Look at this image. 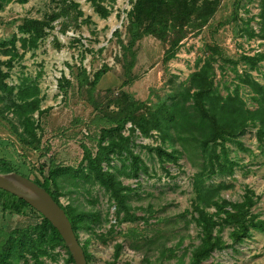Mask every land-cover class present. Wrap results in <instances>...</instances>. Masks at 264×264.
I'll return each instance as SVG.
<instances>
[{
  "label": "rangeland",
  "instance_id": "374dc122",
  "mask_svg": "<svg viewBox=\"0 0 264 264\" xmlns=\"http://www.w3.org/2000/svg\"><path fill=\"white\" fill-rule=\"evenodd\" d=\"M134 1L0 0V71L7 74L2 83L11 89L12 95L22 88L36 86L37 105L43 111L40 116L36 111L30 115L35 138L27 140L38 143L37 150L21 143L13 132L15 127L18 131L22 129L18 118L10 111L0 113V158L16 173L40 178L38 166L49 159L62 169H78L86 164L82 146L95 152L97 143L106 145L109 141L99 134L106 126L97 118L89 95L77 87L78 68H84L91 77L106 66L93 93L96 100L104 101L125 91L133 99L150 104L166 98L172 84L185 81L210 53L208 48L214 46L223 54V57L214 54L217 58L213 64L214 85L222 95L237 88L246 106L254 108L253 92L241 80L247 74L264 84V58L255 62L245 59L264 54V41L252 35L259 28L260 0H220L207 24L201 29H187L178 47L173 48L174 56L167 61L164 60L167 41L149 34L126 49L127 14ZM44 18L51 20V29L45 28V38L38 41L36 48H29L28 44L22 47L20 38L28 36L18 31L19 26L28 20ZM131 54L135 57L129 70L132 79L125 84ZM62 78L69 81L64 94L58 89V80ZM6 95L0 90L3 102L7 101ZM129 127L126 124L121 131L124 136L128 135ZM158 143L154 132L143 137L135 131L129 145L143 164L135 172L128 157L110 155L109 170L116 172L129 188V215L135 220L119 221L122 214L116 219V207L98 184L74 180L67 171L58 176L62 205L71 202L81 210H99L100 218L107 220L99 227L92 226L91 233L80 232L81 243L89 240L88 264L111 262L116 244L121 248L114 264H143L145 259L150 264H176L177 257L181 258L180 264H187L188 251L199 242L190 221L192 175L197 168L185 158L175 163L159 162L150 151ZM237 143L228 145L229 156L236 162L233 173L213 177L208 182H223L226 189L220 192L221 197L230 202L242 200L246 190H250L254 202L251 212L264 223V141L258 140L255 128L248 127ZM101 166L105 169L106 162ZM34 221L27 210L14 214L0 206V240L4 233ZM111 226L114 230L107 234ZM99 234L104 235V242L98 239ZM168 249H173L176 258L167 257ZM55 252L58 257L26 256L16 264H64L65 250L57 248ZM204 264H264V231L251 228L241 243L214 251Z\"/></svg>",
  "mask_w": 264,
  "mask_h": 264
},
{
  "label": "trees",
  "instance_id": "16d2710c",
  "mask_svg": "<svg viewBox=\"0 0 264 264\" xmlns=\"http://www.w3.org/2000/svg\"><path fill=\"white\" fill-rule=\"evenodd\" d=\"M219 3L220 0H135L127 14L129 41L126 49L129 50L139 37L149 34L161 41H167L164 57L167 61L174 56L173 48L178 47L179 41L187 34V29H201L215 13ZM257 16L258 32L256 34L252 32V35L264 41V0L259 2ZM50 21L44 18L28 20L21 24L18 31L28 36L20 38L22 47L28 44L29 48H36L38 41L47 35L45 28L51 29ZM208 50L210 53L205 55L201 64H197L196 69L185 81L176 86L172 84L166 98L150 104L133 99L125 91L111 95L104 101L96 100L93 93L107 69L106 66L94 72L91 77L84 68L77 69V87L89 95L97 118L106 126L100 129L99 134L102 138L107 137L109 141L106 145L97 143L95 152L82 146L83 160L86 163L83 167L74 170L69 167L62 169L49 159L46 164L38 166L40 178L36 176L27 178L46 190L53 201L63 209L75 237L81 244L86 264L90 261L87 249L89 240L85 239L84 243H81L80 232L91 233L92 226L99 227L107 220L100 218L99 210H81L71 202L62 205L59 200L62 194L59 190L58 176L67 171L74 180L82 179L90 184H98L116 207V219L122 214L119 221L135 220L130 219L133 216L129 215L130 206L127 199L129 188L122 184L115 175L116 172L109 170L112 159L110 155L113 153L122 155L124 159L128 157L133 172L142 167L143 164L129 145L135 131L143 137L150 136L151 132L156 134L159 143L150 148V151L154 152L159 162L175 163L180 158H185L197 168L192 175L190 221L197 230L199 242L188 251L187 264H204L214 251L241 243L248 237L251 228L264 231V223L257 220V216L251 212L254 202L250 190H246L242 200L230 202L221 197L220 192L226 189L223 182L216 184L208 182L213 177L233 173L236 162L229 156L231 150L228 145L237 143L238 137L245 133L248 127L255 128L258 140L264 141V84H260L247 74L241 80L253 92L252 99L255 102L253 109L246 106L237 88L222 95L214 85L213 64L217 60L214 54L222 57L223 54L214 46ZM134 58L131 54L126 68L125 84L132 79L129 70ZM263 58L264 54L257 58L245 59L255 62ZM6 76V73L0 71V90L7 94L5 102L0 97L3 102V110L0 113L12 112L22 128L18 131L15 127L13 132L19 136L21 143L37 150L38 143L33 144L27 137L35 138L30 115L34 111L38 116L43 114L37 105L38 88L25 87L12 95L11 89L2 83ZM68 86V80L64 78L58 80V89L62 94L67 92ZM110 106L113 108L109 109ZM126 124L130 127L128 135L124 136L121 131ZM102 162H106L105 169L101 166ZM0 171L15 172L10 164L1 158ZM0 206L2 210L14 214H23L27 210L35 219L30 225L4 233V238L0 240V264H16L19 259L26 256L33 259L44 255L58 257V253L55 252L57 248L65 250L64 264H73L60 235L41 214L20 198L3 190H0ZM113 227L111 226L107 234H112ZM224 231L226 238L223 237ZM98 236V239L104 242V235ZM120 248L119 244L114 246L112 261L107 264L115 263ZM167 251L168 258H176L173 249ZM180 261L181 258L177 257L176 264H180ZM144 263L150 264L147 259Z\"/></svg>",
  "mask_w": 264,
  "mask_h": 264
},
{
  "label": "water",
  "instance_id": "95a60500",
  "mask_svg": "<svg viewBox=\"0 0 264 264\" xmlns=\"http://www.w3.org/2000/svg\"><path fill=\"white\" fill-rule=\"evenodd\" d=\"M0 190L20 198L41 214L60 235L73 264H86L81 244L75 237L66 214L46 190L16 172L1 171Z\"/></svg>",
  "mask_w": 264,
  "mask_h": 264
}]
</instances>
